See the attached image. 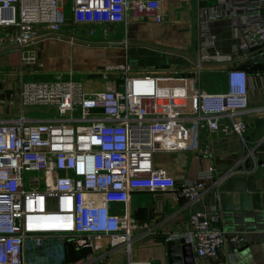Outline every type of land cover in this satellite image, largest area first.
<instances>
[{"label": "built area", "instance_id": "1", "mask_svg": "<svg viewBox=\"0 0 264 264\" xmlns=\"http://www.w3.org/2000/svg\"><path fill=\"white\" fill-rule=\"evenodd\" d=\"M163 2L0 0V49L34 40L39 27L57 34L68 5L75 23L101 25L105 33L106 26L114 23L163 22ZM242 3L194 0L198 62L222 64L232 59V54L216 48L209 28L213 20H231L239 39L233 48L237 55L264 46V0ZM203 67L193 63L190 69L166 73L165 78L128 74L127 65H107L95 73L102 79L117 75L119 83L111 79L110 87L92 92L73 78L22 81L21 106L51 105L61 116L35 118L20 112L0 119V264H23L24 240L37 234L60 235L77 250L91 247L96 235L105 237L109 247L128 249L136 227L128 204L132 189L168 191L189 203L199 200L204 175L177 182L154 165L153 155L180 150L183 135L194 126L211 132L229 129L243 139L246 70L225 68L224 90L211 93L200 88ZM114 202L122 203L120 214L112 210ZM181 235L193 244L197 256L208 259L218 258L225 243L233 248L245 243L241 234L221 226L217 208L192 212Z\"/></svg>", "mask_w": 264, "mask_h": 264}, {"label": "crops", "instance_id": "2", "mask_svg": "<svg viewBox=\"0 0 264 264\" xmlns=\"http://www.w3.org/2000/svg\"><path fill=\"white\" fill-rule=\"evenodd\" d=\"M182 1L164 0L163 22L114 23L106 26L105 33L101 25L75 23L70 6L64 7L57 33L60 37L51 36L39 27L37 39L0 53V119L20 112L26 114L28 105L21 106L19 102L22 81L73 78L82 81L87 92H92L110 87L111 79L119 83L117 75L102 79L95 73L107 65H127L128 74L153 73L165 78L170 71L190 69L193 63L188 57L161 49L190 53V0L185 1L186 6L180 4ZM242 4V0H236L237 6ZM173 6H181L186 16L171 21ZM90 28L95 31L91 33ZM209 28L216 48L232 54V59L204 66L201 71L207 75L200 72V88L205 92H220L225 87L224 69L244 68L248 74V107L241 118L247 121V131L240 139L229 129L211 132L204 126H194L183 135L180 150L153 155L154 165L164 168L177 182L204 175L200 178L204 182L200 199L189 203L168 191L132 189L128 204L136 227L128 249L125 245L109 247L105 237L96 235L91 247L77 250L60 235L37 234L24 240L23 264H128L129 261L168 264L169 237L178 238L186 232L192 212L212 208L220 210L221 226L230 233L241 234L245 243L239 248L225 243L218 258L208 259L197 256L193 244L186 240L192 244L194 264H264V176L256 173V168L264 165V128L255 133L256 126L251 120L264 117V46L237 55L233 48L239 39L234 35L230 19L213 20ZM238 176H254V191H244L246 196L242 200L235 202L231 198V206L223 207L218 199V184ZM111 208L120 214L122 203L114 202Z\"/></svg>", "mask_w": 264, "mask_h": 264}, {"label": "water", "instance_id": "3", "mask_svg": "<svg viewBox=\"0 0 264 264\" xmlns=\"http://www.w3.org/2000/svg\"><path fill=\"white\" fill-rule=\"evenodd\" d=\"M190 9H191V43H190V53L188 52H182L179 50H172L168 48H161L163 50H169L173 51L179 54H183L186 57H188L192 63L199 64L200 66H206V65H216L217 63L214 62H198L195 53H196V39H195V6H194V0H190ZM51 36L60 37L56 33L49 34ZM62 37V36H61ZM37 39V38H36ZM30 42V41H29ZM26 43H11L9 45L4 46L0 49V53L5 52L7 50L11 49H18L21 48ZM261 49V48H260ZM181 76L184 74H180ZM187 76L192 77V74H187ZM112 77H117L116 75H113ZM251 120L255 123V133L260 131L262 128H264V117L263 116H257L251 118ZM246 168H249V163L246 165ZM256 173L259 177L264 176V165H260L256 168ZM254 176H248V177H230L223 182H220L218 184L217 190H218V199L223 207H230V199L233 198L236 202L237 199L244 198L246 196V192L244 191H254V184H253ZM247 184V185H246ZM15 223L18 224V220H15ZM167 246V254L169 256L168 258V264H194L193 260V249L192 244L190 242H186L184 237H178V238H169L166 241Z\"/></svg>", "mask_w": 264, "mask_h": 264}, {"label": "rangeland", "instance_id": "4", "mask_svg": "<svg viewBox=\"0 0 264 264\" xmlns=\"http://www.w3.org/2000/svg\"><path fill=\"white\" fill-rule=\"evenodd\" d=\"M183 0L180 4L186 6L187 2ZM185 10V9H184ZM172 15L170 16V20H181L182 15L186 16V11L183 12V8L181 6H176L171 8ZM202 72V71H201ZM206 71L202 72V76L207 75L205 74ZM25 115L35 118H45V117H60L61 115L58 114L57 109L55 106L49 105H28L25 107ZM35 173V172H33Z\"/></svg>", "mask_w": 264, "mask_h": 264}]
</instances>
